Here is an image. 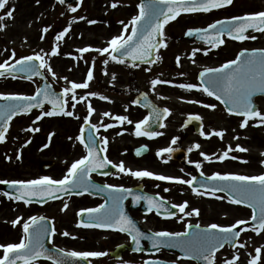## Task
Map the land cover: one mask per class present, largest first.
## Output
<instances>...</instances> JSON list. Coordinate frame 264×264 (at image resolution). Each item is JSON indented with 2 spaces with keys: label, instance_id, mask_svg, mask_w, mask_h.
I'll return each mask as SVG.
<instances>
[{
  "label": "snow or ice",
  "instance_id": "obj_1",
  "mask_svg": "<svg viewBox=\"0 0 264 264\" xmlns=\"http://www.w3.org/2000/svg\"><path fill=\"white\" fill-rule=\"evenodd\" d=\"M38 2V0H37ZM61 4L65 0H59ZM234 0H142L138 5L139 12L133 16L128 24L120 23L123 25L120 35L114 36L110 39L107 47L92 49L90 47L80 48L77 51L81 54L89 51H96L102 55L106 54L108 58L118 64H124L129 59L131 60V66L133 68L138 67L137 61L151 64L160 60L161 57L157 55L161 48H167L165 26L175 21L182 13H209L214 9H222L233 5ZM9 4V0H0V11L4 10ZM117 2L112 3L111 7L116 8ZM72 12H76L75 7H71ZM14 7L8 11L3 12L0 15V22L5 18H13ZM81 19H86L81 17ZM90 24H95L97 21H88ZM7 25L0 23V31L4 30ZM69 27L61 31L56 40L61 41L70 31ZM253 29L264 33V11L256 13H249L242 16H233L230 19L217 20L212 24H209L204 29H189L186 32L188 36H197L200 40L206 44L211 45L212 48H219L225 44L224 37L227 35L233 40L244 41L246 39H256L255 36L248 35V30ZM49 29L45 27L42 32L47 33ZM43 38V36H42ZM201 49H195L191 53L194 58L197 52ZM59 45L52 49L50 53H35L33 55L24 56L20 59H15V51H12L11 59L14 63H10L5 60L4 63H0V77L11 76L16 78L17 73L26 74L23 78L31 79L34 75L43 76L42 70L51 72L55 77L51 65L46 59V56L59 55ZM204 54H207L205 50ZM109 59H105L104 64L107 65ZM38 62V63H37ZM193 62L195 60L193 59ZM180 64V57H177V65ZM94 67V65H93ZM201 83L200 85L192 83H181L179 88L191 91L198 89L206 93L209 97H214L217 101H220L227 109L230 115H237L243 117L240 127L246 128L249 126L250 120H258L259 123L264 124V113H262L258 105L254 102V97L257 94H264V49H254L251 52L243 50L239 53L236 59L224 63L218 68H207L200 73ZM65 81L70 84V87L63 89V97L55 94L50 85L45 83L43 87L38 88L34 95H19V94H4L0 93V100L7 101L9 103H0V143L6 142V136L9 131L10 123L14 117L21 114H28L33 108L43 109L45 103L52 106L50 111H41V115L36 120H41L45 116L52 117L62 115L66 117H75L73 111L77 103L87 101L88 118L85 120V124L91 130L99 132L96 124L91 123V116L95 113L88 96H97L95 92L81 95L77 98L78 89H87L89 82L93 79V70L90 68L87 72L86 80L84 82L68 81L67 77H64ZM115 79V74H113ZM163 84H172V81H165L160 79H153L151 81L152 89L155 90L156 86ZM101 100H108L106 96H99ZM144 101H148V96L144 94ZM69 100L73 103L71 107L73 110H68ZM189 103H199L198 101H188ZM135 104H141L138 99L134 101ZM142 106L151 108V114L143 120L135 122V132L137 137L147 136L153 138L161 135V133L150 131V122H159L171 115V111L168 108H164L162 111L153 106L151 103H144ZM204 107L215 109V104H205ZM104 117H111L113 120L118 121L120 125L125 123L133 124L134 122L125 115L113 116L110 112H104ZM79 119V117H75ZM190 120H201L199 115L190 116ZM112 123L102 124V127L109 129L114 127ZM164 126V125H161ZM258 126V125H253ZM25 131L39 132L40 129L29 128ZM85 129L81 128L80 136L78 137L81 145L86 149V155L82 158L75 160L71 163L67 169L66 174L61 179H53L49 176H44L39 179H32L28 181L24 180H0V184L9 185L10 188L16 190V194L4 193L8 199H14L16 201H23L25 205H31L33 198H38L41 201L48 199H60V193L69 195L73 192L78 195H83L89 191V188H96L99 191H103V188L92 184L91 174L98 172L100 169L107 168L108 166L116 167L121 173H125L136 177L137 179L151 178L158 181H169L179 184H187L192 187L197 183V177L192 176L189 180H184L179 177H172L167 175H161L153 173L149 170H132L125 166V163L121 161L119 164H115L106 155L108 151V138L100 137L101 144L97 143L96 135L92 131L85 137ZM123 134V132L118 133ZM49 135V144L51 142V136ZM201 135L210 139L212 135L224 138L225 130H213L211 133L201 132ZM239 139V137H234ZM69 139H72L69 137ZM86 139L88 142H86ZM178 138H173L171 143L175 145ZM29 140L27 143H30ZM196 149H200V144H195ZM174 149L167 147L161 149L157 155L163 157L165 153H172ZM189 151H192L190 148ZM233 151L247 152L248 149L241 145H237L235 149L231 145L227 147L222 154H206L200 152V155L205 161L213 162L214 157L221 162L225 160H237V156L230 155ZM139 155L140 153L137 152ZM264 155V153H262ZM20 155H17V159H20ZM10 160L11 157H8ZM170 159V157H169ZM167 163V160H164ZM192 163V161H189ZM243 163H248L244 160ZM264 163V161H262ZM197 169L202 168L200 162H195ZM201 172V176H203ZM200 187H192L193 192L196 195L210 194L216 199H225V197L216 196L217 192H225L230 196L229 203L235 205H245L252 210L251 222L254 225L252 231L259 235L264 232V174L262 175H239L232 173L221 174L216 172L211 176L205 177L204 180L199 181ZM105 188L110 190V197L112 205L107 206L101 204L96 208L81 209L79 215L83 217L87 214V221L81 220L80 225L85 228H98V229H114L122 233H127L133 242H135V250L141 251V239H148L151 241L152 248L159 251L162 248H179L184 253V257L189 260L203 261L204 264H216V253L219 249L223 248L225 244L234 245V242L240 236V231H237L239 225H248L249 221L239 220L235 224L222 227L216 223L210 224L206 229H201L200 225H195L196 231L193 229L192 224H187V231L174 232V231H157L151 235L145 236L143 232L136 226L135 222L128 217L123 209V201L128 196L133 195L134 200L139 203L141 200L146 201L148 204V211L153 209L160 213V209L164 208V198L160 197L157 201L156 197L150 195H134L132 189L117 187L114 185H105ZM201 188L206 191H201ZM79 190V191H76ZM168 191L169 189H165ZM69 205L65 203L62 210H67ZM178 207L181 213L185 216H199V209L189 208L187 201L173 205ZM167 217L170 218L174 214L165 208ZM23 217H17L12 221L13 226L19 225ZM23 238L18 243L0 244V250H2V256H0V264H36V262L44 257L53 261V264H71L70 258L88 260V258L103 257L108 255L107 252L101 251H65L59 249L58 251L50 252L44 246L45 238H49L56 234L55 227L51 229L48 226L47 218L44 216H31L23 224ZM248 230L247 227L244 229ZM64 236H70L67 231L62 233ZM75 238V237H73ZM244 244H240V247H244ZM255 256H253L248 264H258L261 259V248L255 249ZM239 261V254L233 255L231 259H225L224 264H237ZM145 264H164L161 260H147Z\"/></svg>",
  "mask_w": 264,
  "mask_h": 264
},
{
  "label": "rangeland",
  "instance_id": "obj_2",
  "mask_svg": "<svg viewBox=\"0 0 264 264\" xmlns=\"http://www.w3.org/2000/svg\"><path fill=\"white\" fill-rule=\"evenodd\" d=\"M27 1L29 0H9V4L5 7L4 12L13 7L15 12L17 11V7L20 3ZM35 1L37 2V0ZM252 1L257 4L259 9H264V0ZM252 1L250 3H243L241 0L239 11L249 8L253 3ZM113 2L114 0H86L84 2V8L74 14H65L63 11L64 8L62 9V7L58 6L55 2L52 3L46 10L49 15L46 16V19L49 20V30L55 29L58 25H60L63 28V31L65 28L69 27V25L71 26L68 34L61 41L56 40V36L61 30L57 32V34L56 32H53L49 37L46 35L44 36L49 40L48 48L53 49L57 46V44L59 46L63 45L62 49L59 47V52L60 54H63V58H66L67 65L69 64L71 66L68 67V71L78 74L75 80L78 83L86 80L87 72L89 71V69H87L90 64L89 61H91L93 56H98L99 58L101 56L100 53L95 51H89L81 54L77 50L84 47H90L92 49L107 47V42L110 39L121 34L123 25L120 21H123L124 24H128L132 17L138 14L137 2L134 0H115L118 4L116 8L111 7ZM60 14L62 16H60ZM206 16L207 14L182 15L178 17L177 21L169 24V27L165 32L168 39V47L160 51L159 56L161 59L158 60L157 64L150 69L140 71L133 76H135V79L138 81V85L141 90L150 92L154 97L160 98L163 105L168 103L171 106L178 108V112L175 113V118L173 119L174 122L176 120L180 121L183 119L181 116L182 110H189L190 107H200L204 108L208 112L207 115L209 118H206V120H208L211 124L213 130H225L223 139L212 135L210 139L207 138L208 142H205V136L204 139L200 138L202 141L196 142V144L198 143L201 145L200 149H196L194 147L195 144L188 141L189 138L179 136V143L182 147L193 149L192 156H190L191 160L193 155H197L196 153L205 151L204 146L216 147L217 145H224L218 150L219 153H222L229 145H231L233 149L236 148L234 145H241L244 148H247L248 151H233L232 154H234V156L237 155L239 159L235 160L234 163H227L226 168L223 169L226 171L225 173L232 171V166L238 163V160H246L248 163H245V168L243 167L241 171H235L236 174L243 173L249 176L262 175L264 174V163H262V161H264V155H262V153H264V124L259 123L258 120H250L248 127L241 128L240 124L242 119L229 117L224 111H222L219 105L215 104L216 108L214 110L204 107L203 105H205L206 102L202 100L209 99V96L206 93L198 89L187 91L176 86L181 83L200 85L197 80V74L200 70L215 67L223 61L231 59V56L226 57L227 54L219 53V48H206L185 43L184 41H175L177 36L181 35L184 29L196 25H203L208 18ZM59 17L61 18L60 21L58 20ZM81 17H85L86 19H81ZM62 19L65 21L61 23ZM90 20L97 21V26L89 27L88 21ZM38 21L41 23V15L39 16ZM0 23L7 25L4 30L0 31V63H4L5 60H8L9 62L14 61L11 59L13 50L16 54L15 59L27 54L46 53L45 50L47 51V48H45V42L39 36L41 33V24H38V26H36L35 23L20 25L13 22L12 29V25L9 23L8 18H5ZM89 28H92V30L90 31ZM81 29L85 31L83 32ZM73 31H75V33ZM111 31H115V34L109 38L108 34L110 35ZM82 37L85 38V41L82 40ZM195 49H201V51L197 52L196 56L193 58L191 53ZM205 50H207L206 55L204 54ZM48 56L52 60L54 59V56ZM177 57H180L179 66L177 65ZM193 59L195 62H193ZM124 76L126 75L124 74ZM153 79L172 81V84H167V87L158 85L155 90H153L151 85V81ZM13 87H15L16 90H13ZM33 88L34 86L29 82H21L13 78H4L0 80V93L4 94L15 92L32 93ZM172 88L175 90L176 95L168 98L164 94V91ZM93 89L95 88L91 86L89 82V87L87 89L76 90L77 98L79 99L81 95L94 92L92 91ZM105 95L106 97L108 96L104 93H100L98 96L89 95L88 101L92 102L93 98L97 97L100 102H103L105 100H101L99 96ZM198 98L201 100H198ZM188 101L200 102L189 103ZM257 103L260 106V111L264 113V99H259ZM79 104L80 106L75 107L73 110L75 113L77 112L75 117L87 113V101ZM206 104L211 105V103ZM126 108L131 109L130 105H127ZM133 109L134 111L138 110L136 107ZM78 111L80 113H78ZM40 115L41 112L26 118H16L13 121L12 127L7 133L6 142L0 145V180L28 181L32 179H39L44 176H49L53 179H61L66 174V172L58 174V168L61 167L58 165L59 159L53 160V156H51V158H47L46 153L44 152V144L46 140L44 132L47 128L48 122L47 119L37 121L36 118ZM75 117L66 118L67 121H64L66 119L61 121L56 120V123H60V125L68 124L71 126L73 125ZM101 120L102 118L99 116L91 117V121L99 122ZM102 123H106V121L103 119ZM254 124L258 126H253ZM37 127L40 129L39 132L25 131V129ZM173 127L174 124L171 123L168 132L171 131ZM51 131L53 135L51 136L49 146L51 147V144H55L54 151L56 154L60 155L62 152L70 148L69 145H72V149L74 150V147H76L77 144L76 133L73 135L70 134V137L73 138V140L71 139L68 140V142H65V136L57 138V133L61 135L65 134V128L58 130V127H53ZM130 132L134 133L135 129L130 130ZM237 136L239 139L234 138ZM195 139L198 140V138ZM29 140L31 142L27 143ZM249 144H252V146L249 147ZM18 154L21 157L20 159H17ZM8 157H11V159L9 160ZM51 161L56 162V166L53 169L50 168L46 170L42 168L41 165L43 163L46 164ZM63 165L66 166L67 163L65 162ZM138 167L139 166H131L132 169H138ZM177 171V173L186 177L184 180H188L187 177L190 175L184 167H180L178 165ZM181 185L175 186L173 193L176 194L179 202H188L189 208L185 211H190L193 208L199 209L200 215L185 216L184 213H182L177 223H169V225L182 226L184 230L187 224L209 226L212 223H216L222 227H228L235 224L239 220L251 221V216L253 214L252 210L245 206L229 203V198H227L226 195H216L225 197V199H216L214 196L207 194L196 195L188 189L186 184ZM77 200L78 199L73 197H67L64 198V200L55 201L43 206L25 205L22 201L8 199L0 191V244L6 245L9 243L20 242L24 235L22 224L31 216H44L54 221L56 234L54 235L52 244L56 247L64 249L65 251H101L108 253V255L103 257L88 258L89 260H92L93 264H128L129 262H142V260L147 257H158V255L148 256L145 254L134 255L128 253L124 255V262L118 263L110 261L109 252L115 245L122 243V241L119 240L123 237L111 233L103 234L92 228L78 226L80 225L79 212L81 209H85V207L77 209ZM65 203H67L69 207L67 210H62ZM17 217H23V220H21L19 225L13 226L12 221H14ZM138 220L144 227L152 230H157V228L164 230V228L169 226L168 222L165 223L163 221H159L154 217L150 218L139 216ZM239 226H243L244 228L247 227L248 230H244L242 233L238 242V247L230 249L226 246L217 255V263L224 264L225 259H231L233 255L237 253L239 254V259L242 263H248V261L255 256V249L260 247L261 259L258 264H264V232L257 235L256 232L252 231V228H250L249 225ZM182 228L180 227L178 230H182ZM64 231L69 232L71 235H62ZM240 244H244L245 246L240 247ZM0 256H2V250H0ZM161 256L170 258V256L166 253H163ZM174 258L178 259L179 257L175 255Z\"/></svg>",
  "mask_w": 264,
  "mask_h": 264
},
{
  "label": "flooded vegetation",
  "instance_id": "obj_3",
  "mask_svg": "<svg viewBox=\"0 0 264 264\" xmlns=\"http://www.w3.org/2000/svg\"><path fill=\"white\" fill-rule=\"evenodd\" d=\"M85 1L86 0H82L75 6V8L77 9L76 12L84 8ZM242 1L243 3H250L252 0H242ZM54 2L58 6L62 7V9L64 8L63 11L65 14L66 13L67 14L76 13V12L70 11L66 7V5L64 3L61 4L59 0H46V1L43 0V1H38V2H36L35 0H29L27 2H23L19 4V6L17 7V11L13 12L14 20L13 18L9 19V23L12 25V29H13V22H16L20 25L35 23L36 26H38V24H41V27H40L41 33L39 34V36L45 42V48H47V51L45 50L46 53H50L52 51V48H48L49 40L46 39L44 35L49 37L50 34H52L53 32H56L57 34V32H59L60 30L62 31L63 29L60 25H58L55 29L49 30L47 33L42 32V30L45 27L48 28L49 26V20L46 19V16H49V15H48V12H46V10ZM240 4H241V0H234V3H233L234 6L231 5L227 8L216 9L209 13H201V14H207L206 17L208 18L206 19L205 23L203 25H196V26H192V27H188L184 29L182 34L178 35L175 41L176 42L184 41L185 43H189L192 45L212 48L211 45L200 44V43H195V42H188L184 40L183 37H184L185 32H187L189 29L207 28L209 24H212L217 20H225V19H230L233 16H242V15L249 14V13H256L259 11H264V9H259V7L257 6L255 2H253L249 8L239 11ZM3 11L4 10L0 11V15L3 14ZM40 15H41V23L38 21V18ZM189 15H192V14H189ZM60 16L62 15L60 14ZM58 20L60 21L61 18L59 17ZM177 20L178 18L175 21ZM63 21L65 20L62 19L61 23ZM172 22L174 21H171L166 25L165 27L166 30L168 29L169 24H171ZM88 26L96 27L97 23L90 24L88 22ZM81 30L83 32L85 31L83 29ZM89 30L91 31L92 28H89ZM73 32L75 33V31ZM110 33H111L110 35L108 34L109 38L115 34V31H111ZM247 34L250 36H255L256 39H246L244 41H238V40H233L226 35L224 37L225 44L219 47L220 49L219 53L221 54L225 53L227 54L226 57L231 56V59L223 61L219 65H216L215 67H210V68H218L226 62L236 59L239 53L243 50L252 51L254 49H264V46H262L264 45V33L253 30V31H249ZM82 40L85 41V38L82 37ZM59 47L62 49L63 45H60ZM28 55H33V54H27L24 56H28ZM62 55L63 54L61 53L59 55L54 56L53 60L49 56H46V59H48L49 64L51 65L53 71L56 74L55 77L52 75L51 72H48L46 69L43 70L47 81L50 82L53 85V87L57 91H60V92H63V89L65 87H70L69 84L65 81L64 77H67L68 81H75L78 75L75 72L68 71L69 70L68 67H71V66L69 64L67 65L66 58H63ZM24 56H21V57H24ZM100 56H101L100 58L98 56H93V58L90 61V65L87 68V69L91 68L93 70V79L92 81H90V85L95 88L92 91H94L98 95L100 93L107 94L108 95L107 97L109 99L103 102H100L97 99V97L93 98L91 104L96 111H95V114L93 113L91 117L99 116L102 118V120L99 122L91 121V123L96 124L97 128L99 129L98 133H96L95 130H93L94 134L96 135L98 144L102 143L99 139L100 137L108 138L109 144H108V151L106 155L108 156L109 159H111L115 164H119L121 161H123L125 163V166L128 168H131V166L133 167L139 166L138 169L131 168L134 171L149 170L156 174L186 179L184 175H180V173H177L178 172L177 167L179 165L180 167H184V169L190 175L189 177H187L188 180L191 179L192 176H196L197 178H202V177L211 176L216 172L225 174L226 171H224L223 169L226 168L227 163H234L235 160L229 159V160H225L221 162L219 160H216L214 157L213 162H208L204 160V158L200 155V152L196 153L197 154L196 156L193 155L192 160H191L190 156H192L193 149L191 148L192 151H189L190 148H184L179 143V136H184L185 138H189L188 140L189 142H191L192 144L193 143L196 144L197 141L198 142L202 141V139L200 138L204 139V136L201 135V132L208 134L213 131L211 124L208 122V120H206V118H209V116L207 115L208 112L204 108L190 107L189 110L181 109L182 110L181 116L183 117V119H181L180 121L176 120L174 122L173 119L175 118V113L178 112V108L171 106L168 103L163 105L162 100L160 98H156L150 92H147V94L151 97L153 102L158 107L162 109L168 108L171 111V115L167 116V118L164 120L162 124L164 126H161L160 129L154 131V132L161 133V135L159 136H156L153 138H149L147 136L137 137L134 133H131L130 130L135 129V125H134L135 122H138L148 117V111L143 108L138 107L134 103V101H136V97L143 90H141V88L138 85V81L135 79V76H133V75H136L140 71H144L147 67L138 66V67L133 68L127 62L124 64H118V63L111 61L106 54L104 55L100 54ZM105 59H109V62L107 65L104 64ZM113 74H115V79H113ZM124 74L126 76H124ZM20 80H23V79H20ZM23 81H26V80H23ZM29 83L34 86L32 90V93H34V91L37 89L39 84L37 81H30ZM163 86L167 87V84H163ZM13 90H16V88L13 87ZM15 93H18V92H15ZM32 93H27V94H32ZM164 94L168 98H171L172 96L176 95V92L172 88V89H166L164 91ZM198 100H201V99L198 98ZM202 101H205L206 103L219 105L222 111H224L229 117L243 119L241 117H236V116L228 114L226 110L224 109V107L213 98L204 99ZM72 103L73 102L69 100L68 110H73L71 107ZM127 105H130L131 109L126 108ZM77 106H80V105L76 104V107ZM134 107H136L138 110L134 111L133 109ZM50 110L51 109L49 107H45L43 109V111H50ZM104 112H110L112 113L113 116L125 115V116H128L130 119H133L132 121L133 122L135 121V122L132 125L127 124V123L120 125L118 121L113 120L111 117H104L103 116ZM78 113L80 112L78 111ZM75 114L77 115V112ZM83 115L77 116L79 117V119L74 118L73 125L71 126H69L68 124L60 125V123H56V120L61 121L66 118H69L66 116H62V115H57V116H52V117L45 116L43 118V119H47V122H48L47 128L44 132V137L46 139L45 144H44V148H45L44 152L46 153L47 158H51V156H53L52 157L54 158L53 160L59 159L58 165L61 167L58 168V172H59L58 174H63L64 172H67V169L69 168L72 162L86 155V149L84 148L83 145L80 144L79 139H78L81 133V128L86 125L85 120L86 118H88V113H85ZM195 115H199L202 118L201 120H199L200 121V124L198 125L200 126L199 130H197L196 127L194 126V123L198 124L199 122L197 123V121H194L195 119H192V120L189 119L190 116H195ZM103 119L106 121V123H102ZM64 121H67V119ZM187 121L190 122L188 125H186ZM109 123H112L115 126L109 129H105L104 127H102V124H109ZM171 123L174 124V127L171 131L168 132V129ZM53 127H58V130H61L62 128L66 129L64 135L57 133V138H62L63 136H65V142H68V140H71L69 139L70 134L73 135L74 133H76L77 144H76V147H74V150L72 149L73 146L69 145L70 148L62 152L60 155H58L54 151L55 150L54 143L53 145L51 144V147L50 146L45 147V145L48 144V138H49V135L52 134L51 130ZM121 132H123V134H118ZM173 138H178L177 143L175 145L171 143ZM195 138H198V140H196ZM204 140L205 142H208L207 138H205ZM210 145H211V142H210ZM223 146L224 145H217L216 147L204 146L205 151L204 150L203 151L204 153L209 154V155H212L214 153L219 155L222 153H219L218 150L221 149V147ZM248 146L250 147L252 146V144H249ZM167 147H172L174 151H176L179 148H183L187 152L188 160L183 163H179L171 158L172 153H165L163 157L157 155V153L161 149H164ZM234 147H236V145H234ZM137 152H139L140 154L138 155ZM230 155H234V154L230 153ZM164 160H167V163H165ZM189 161H192V163H190ZM238 161H239L238 163L232 166L231 168L232 171H228V173L236 174L235 171L237 170L241 171L243 167L245 168V163L242 162L243 160H238ZM65 162L67 163L66 166L63 165ZM195 162H200L202 164V168L197 169L195 167ZM54 163L55 164L51 169H53L56 166V162ZM201 172H203L204 174L203 176H201ZM239 175H244V174L239 173ZM91 181L93 184L99 186V188L104 189L101 192L110 193V190L105 188L104 186L111 184L117 187H124L128 189L136 190L134 195H150V196L156 197L157 201H159L160 197H163L165 207L160 209L159 214H157V211L155 209L149 212L147 202L141 200L139 203H137L134 200L133 195L128 196V198L123 201L124 212L127 216L137 221V223H139L141 228L145 231H149L152 233H155L157 231L182 232L183 230L182 226L169 225V223L174 224V222L177 223L179 221V218L181 217L182 213L179 211L178 207H177L178 209L176 213L174 214V216L170 218H166L167 215L163 214V213H167L165 211V208L171 211V206L181 204V202H179V200L177 199L176 194L173 193L174 187L180 186L181 184L175 183V182H169V181H158V180H154L151 178L137 179L136 177H133L131 175L121 173L118 168L112 167L111 165L108 166L107 168L101 169L98 172H93L91 174ZM187 187L191 192H193L192 187L194 186L190 187L187 185ZM165 189H169V190L166 191ZM96 190L97 189L95 188V191ZM201 191H206V190L201 189ZM207 195H210V194H207ZM216 195L224 196V194L222 193H216ZM76 197H78L77 198L78 199L77 209L83 208V207L96 208V207H99V205L101 204L107 203L106 196L99 195L97 194V192H94L89 195L76 196ZM139 216L150 217V218L154 217L155 219H158L159 221H163L165 223L168 222L169 226L164 228V230H161L160 228H157V230H152L150 228L144 227L140 223V221L138 220ZM193 226L195 225L193 224ZM180 227L182 228V230H178L180 229ZM183 231H187V227H185ZM106 232L108 231H104V232L101 231L100 233L104 234ZM108 233H112V232L109 231ZM113 234L123 237L119 240V241H122V243L115 245L114 248L121 246V245H128L131 243V238L128 235L121 234V233H113ZM163 253L168 254L170 258L166 256H161ZM158 255L159 256L156 258H153V260H156V259L161 260L164 262V264H194L192 262H189L188 260H184L180 258L179 260L175 259L174 256H172L173 254L171 253L160 252ZM124 261H125V257L122 258L121 262H124ZM145 261L147 260L145 259V260H142V262H135V263H129V264H145ZM216 264L218 263L216 262ZM237 264H248V263H242L239 259V261H237Z\"/></svg>",
  "mask_w": 264,
  "mask_h": 264
},
{
  "label": "water",
  "instance_id": "obj_4",
  "mask_svg": "<svg viewBox=\"0 0 264 264\" xmlns=\"http://www.w3.org/2000/svg\"><path fill=\"white\" fill-rule=\"evenodd\" d=\"M78 0H65V3L69 6V7H72L76 2H77ZM140 2H142V0H140ZM186 38L187 39H189V40H196V41H201V42H204V41H202V40H200L197 36H188V35H186ZM130 63H132L131 62V60L129 59L128 60ZM137 64H143V65H150V64H146V63H143V62H140V61H137L136 62ZM151 64H154V63H151ZM18 74V73H17ZM17 74H15V75H17ZM199 80H200V82H201V78H200V75H199ZM257 96H264V94H257L255 97H257ZM144 94H141L138 98H137V100L138 99H141V106L144 104V103H151V101L150 100H148V101H144ZM255 97L253 98V99H255ZM0 103H9V102H7V101H2V100H0ZM152 104V103H151ZM153 105V104H152ZM147 108H149V107H147ZM37 109H40V108H33L32 110H31V112L33 111V110H37ZM150 109V112H151V108H149ZM22 115V114H21ZM151 123H156V122H151ZM176 159H178L179 161H181V160H183L184 159V154L182 153V152H178L177 153V156H176ZM3 191L5 192V193H11V194H16V190L15 189H12V188H10L9 187V185H5L4 186V188H3ZM73 193H75V192H73ZM58 195H63V193H60V194H58ZM48 200H50V199H48ZM45 201H47V200H45ZM45 201H41V200H39L38 198H33V202H40V203H43V202H45ZM87 219H88V217H87V214H85L83 217H82V220H84V221H87ZM253 225V224H252ZM254 226V225H253ZM238 231V230H237ZM48 241H49V238H45V240H44V246H45V248H47L48 249ZM235 243H236V241L234 242V245H230L231 247H233V246H235ZM49 250V249H48ZM131 250V249H130ZM134 250V249H133ZM156 249H150V250H148L147 252H154ZM170 250H172V251H176V252H179L182 256H184V253L181 251V249H179V248H170ZM50 252H52V251H55V250H49ZM124 251V249H118V250H116L114 253H112V256H114V257H116V258H120V256H121V253ZM41 258H44V257H41ZM71 259V264H88V263H86L84 260H80V259H75V258H70ZM197 261H199V260H197ZM199 263H201V264H204V262L203 261H199Z\"/></svg>",
  "mask_w": 264,
  "mask_h": 264
}]
</instances>
